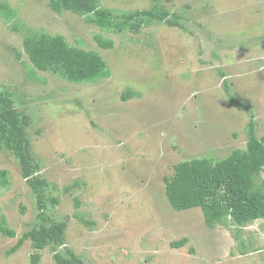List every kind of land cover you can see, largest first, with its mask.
Masks as SVG:
<instances>
[{
	"label": "rangeland",
	"instance_id": "1",
	"mask_svg": "<svg viewBox=\"0 0 264 264\" xmlns=\"http://www.w3.org/2000/svg\"><path fill=\"white\" fill-rule=\"evenodd\" d=\"M1 1L14 17L0 16V88L31 116L34 165L51 184L41 195L44 215L67 223L65 246L41 251L40 264H55V252L67 249L84 264H264V221L210 228L201 209L173 210L163 181L181 162L217 163L245 149L251 120L264 138V0H161L157 7L186 30L143 22L139 33L56 12L50 0ZM154 5L99 0L118 22ZM42 34L95 52L109 77L75 84L38 71L45 82L32 81L24 42ZM128 91L139 96L123 101ZM1 170L0 224L16 237L0 231V264H31L30 241L7 252L42 224L38 197L7 151Z\"/></svg>",
	"mask_w": 264,
	"mask_h": 264
},
{
	"label": "trees",
	"instance_id": "2",
	"mask_svg": "<svg viewBox=\"0 0 264 264\" xmlns=\"http://www.w3.org/2000/svg\"><path fill=\"white\" fill-rule=\"evenodd\" d=\"M152 1L155 5L151 9L123 15L119 22L111 12L99 8V0H50V7L56 12L68 11L79 16H90L86 21L102 29L121 30L130 24V28L139 33L143 22L146 25L157 22L186 30L180 22L181 17L174 18L169 12L157 7L161 0ZM0 16L7 21L14 17L13 10L1 0ZM132 20L133 24L130 23ZM187 29L190 30L188 26ZM97 41L104 49L113 45L101 39ZM24 47L34 67L30 69L25 65V69L34 82H45L38 76V71L57 74L75 84L94 83L110 75L106 63L98 54L70 46L62 36L30 35L25 39ZM136 96L139 95L128 91L123 93L122 99L127 101ZM30 125L31 116L16 109L11 93L0 88V151H7L18 160L23 179L38 197L37 209L42 214V224L25 232L16 246L7 252V256L16 254L25 242L30 241L36 250L31 256V264H40L41 251L49 246H52L53 251L65 246L67 223L55 222L44 215L46 204L41 195L51 184L45 178L40 179L39 167L34 165V149L28 130ZM255 127L251 120L245 149L233 151L222 161L213 163L207 158H197L177 164L173 175L163 179L171 208L178 212L201 209L204 221L210 228L227 226L229 222L246 226L264 221V179L261 178L264 170V138H258ZM0 184H7L4 170L0 171ZM65 190L70 191L72 187H66ZM75 201L79 205L77 198ZM51 202L58 203L55 199ZM75 216L78 217V213ZM0 231L8 237H16L15 232L2 224ZM187 241L185 238L173 245L181 248ZM54 261L55 264H84L80 255L71 249L65 253L55 252Z\"/></svg>",
	"mask_w": 264,
	"mask_h": 264
}]
</instances>
